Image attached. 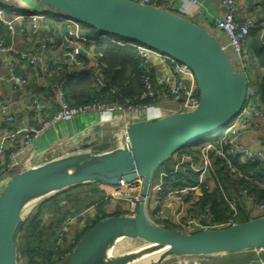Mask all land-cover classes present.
Here are the masks:
<instances>
[{
  "label": "water",
  "instance_id": "95a60500",
  "mask_svg": "<svg viewBox=\"0 0 264 264\" xmlns=\"http://www.w3.org/2000/svg\"><path fill=\"white\" fill-rule=\"evenodd\" d=\"M45 12L166 55L188 67L198 86L199 103L153 123H133L123 147L51 160L10 177L0 191V264H17L14 235L32 208L83 185H117L143 177L142 202L134 217H109L89 229L67 264H133L135 257L108 256L121 240L161 248L140 264L169 258H197L264 250V217L222 230L186 235L157 225L149 216V194L158 170L172 156L223 128L244 106L248 81L223 50L219 36L167 10L134 0H31ZM44 200V201H46ZM43 202V203H42ZM166 215L168 213L166 212Z\"/></svg>",
  "mask_w": 264,
  "mask_h": 264
},
{
  "label": "built area",
  "instance_id": "2783aa9c",
  "mask_svg": "<svg viewBox=\"0 0 264 264\" xmlns=\"http://www.w3.org/2000/svg\"><path fill=\"white\" fill-rule=\"evenodd\" d=\"M152 0H136L142 5H150ZM195 4L196 0H187ZM240 0H218L223 11L221 19L213 22V29L218 35L223 38L222 48L228 54L234 68L243 73V58L245 57V41L249 32L259 28L261 30L260 43L264 45V24L257 23L252 18H247L238 21L235 18V12ZM46 16L41 13L20 14L17 7L11 6L0 0V27L4 28L8 37L15 34V24L21 21H29L33 25V29L37 28L36 23L42 21ZM68 22L75 26L81 25L73 20ZM103 41H109L120 47L131 46L136 48L139 59L141 61L140 69L144 72L141 81L145 89L146 97L153 99L155 89L152 84L151 75L152 63H159L165 67V73L158 85L162 87L165 99L159 101L152 106H126L109 105L92 100L87 104L71 107L65 98L61 88L57 89L54 96L49 97L48 103L36 98L29 92V100L31 101L32 116L34 126L30 127L27 124L21 125L18 128L12 129L15 117L11 106L0 100V120L2 128L0 130V186H3L11 177L10 171L15 168H28L22 160V156L27 150L31 149L35 144V137L39 130L52 129L70 119L79 117H102L104 115H123L137 114L148 110L152 107L163 104H172L178 107L179 113H189L195 110L199 103L198 86L193 72L185 65L178 63L172 58L163 55L155 50L147 47L133 45L128 42L119 41L109 36H102L99 39L89 40L78 35L65 46L69 50L72 57L75 59L83 52V48L90 46L94 47ZM49 46H60L53 38H46V42L41 46V51H45ZM13 48L4 39H0V54L4 56L10 55ZM94 62L92 71L94 84L97 88H106L101 79L102 64L99 62L102 54L90 52L88 53ZM37 55L29 53H20L16 55V60H9L7 67L9 76L5 77L0 74V84L6 86L21 85L26 86L28 80L15 73L17 62L26 63L29 66L31 73H37L38 63ZM72 65V62L69 63ZM49 62L46 68H50ZM244 74V73H243ZM48 105L57 107L58 112L48 121L45 120V112L48 110ZM264 120V111L257 108V96L254 90L248 85L245 102L242 110L228 124H226L220 135L213 142L203 143L198 148L197 157L186 151H178L171 158L172 169L169 172H163L155 178L149 194V209L148 213L151 219L157 224L165 222L172 226V230L179 233L192 235L204 230H222L230 226L238 224L239 217L238 206L234 200L227 198L222 187L218 182L212 180L213 167L211 155L225 160L227 167L233 175L237 174L232 168L230 157H235L243 162L254 164L261 162L264 164V152L260 150H251L242 145L241 139L245 133L246 127L253 121ZM36 124V127H35ZM170 165V166H171ZM163 168V167H162ZM192 173L196 176L197 182L194 186L187 187L185 191L199 190L204 193H211L213 190H219L223 195V199L228 209V214L225 220L217 222L214 215L210 212L209 207L200 208L197 204L190 207L180 195L179 189H174V184L168 183L167 178L179 173ZM100 190L104 192L105 208L104 214L115 213L113 207L121 202L126 203V208L123 210L124 216L134 217L137 213L139 204L142 202V186L143 177L138 175L135 180L126 182L120 181L115 186L99 184ZM244 194V193H243ZM178 198L181 200L180 206L174 214L167 218L165 204L170 200ZM200 198V197H199ZM197 198V203L199 201ZM94 207H91L93 209ZM248 215L250 220L264 217V203H253L248 206ZM158 225V224H157ZM77 242L72 241L75 246Z\"/></svg>",
  "mask_w": 264,
  "mask_h": 264
},
{
  "label": "crops",
  "instance_id": "0c3cea01",
  "mask_svg": "<svg viewBox=\"0 0 264 264\" xmlns=\"http://www.w3.org/2000/svg\"><path fill=\"white\" fill-rule=\"evenodd\" d=\"M2 2L17 7L20 14L33 12L46 16L45 19L36 23L35 30L29 21L17 22L15 34L9 39V45L13 48L12 53L8 56L0 54V74L5 77L9 76L7 62L12 59L16 60L17 54L29 53L38 57L39 70L35 74L30 72L26 63L17 62L19 74L28 80L26 86L15 85L14 87L11 85L8 87L0 84V100L11 106L15 117L11 128H18L24 124L33 127L34 120L29 92L41 101L48 103L49 97L54 96L57 89L63 88L67 84L68 78L73 74L92 71L94 62L88 53L97 51L100 44L83 48L80 56L74 59L65 46L76 35L88 39L89 31L85 26H75L58 14L45 12L31 0H2ZM150 6L167 10L199 26H206L223 42L221 35H218L212 26L213 22L221 19L223 15L218 0H196L195 4L187 0H152ZM235 18L238 21L252 18L255 22L264 24V0H240ZM0 32L4 34V28L0 27ZM47 37L56 40L60 46H49L45 51H41L40 48L46 42ZM48 62L51 65L50 68L45 67ZM71 62L72 65H69ZM151 66L153 79L157 82L160 81L165 73V67L159 63H152ZM160 99H165V96L160 94ZM53 109L51 105H48L46 113L48 119L52 116ZM176 113H179L178 107L172 104H163L137 114L129 113L116 117L106 114L100 118L90 116L70 119L52 129L39 130L34 146L23 154L22 160L28 168H32L73 154L109 152L125 145V131L130 124L153 123ZM2 127L0 120V130ZM241 142L245 148L264 152V120L251 122L246 127ZM198 148L199 146L196 145L190 151ZM2 187L0 186V189ZM97 187L101 189L100 186ZM187 187L189 186L186 182L178 183L174 189H179L178 197L183 199L190 209L197 204V198H201L203 193L199 190L185 191ZM261 187L263 186L261 185ZM225 195L229 198L227 194ZM180 202L181 200L175 198L165 204L167 218L174 214L180 206ZM124 208H126V203L121 202L116 204L112 211L123 212ZM94 212L97 216L100 215L96 209ZM89 217V219L94 218L93 212H90ZM83 227L81 226L80 229L82 230ZM161 264H264V250L197 258H169Z\"/></svg>",
  "mask_w": 264,
  "mask_h": 264
},
{
  "label": "trees",
  "instance_id": "16d2710c",
  "mask_svg": "<svg viewBox=\"0 0 264 264\" xmlns=\"http://www.w3.org/2000/svg\"><path fill=\"white\" fill-rule=\"evenodd\" d=\"M258 23V22H257ZM88 32V39H99L103 35L95 30L86 27ZM110 38L117 39L119 41L128 42L126 40L109 36ZM261 30L259 28L253 29L249 32L246 39L248 46L247 53H245L246 60L251 61L254 65V85L253 90L257 96V108L264 111V45L260 43ZM0 39H4L9 42L8 34L0 32ZM131 43V42H128ZM137 45L135 43H131ZM95 53L102 54L99 62L102 64L101 79L104 82L106 88H97L94 84L93 77L90 72L76 73L68 78L67 84L61 88L65 95L67 103L71 107H77L89 103L92 100L109 104L126 106V102L129 101L128 106H152L157 104L160 99V94H163L162 87L158 85L157 81L153 78L152 84L155 89V96L153 99L146 97L145 89L142 84V77L144 72L140 69L141 61L139 59L136 48L127 46L120 47L109 41H103L98 46ZM15 73L21 76L17 69ZM25 78L24 76H21ZM37 98V97H36ZM52 116L47 118V111L45 112V120H50L57 112L58 108L53 107ZM197 141L189 146H186L181 151H186L191 155L197 157L198 149L190 151L194 146H201L204 141ZM232 162L233 170L241 175H233L226 165L225 160L211 155L213 174L211 179L218 182L222 187L225 194L229 196L231 200H234L238 206L239 217L237 222L245 223L250 220L248 215V206L253 203H264V164L256 162L254 164L246 163L235 157L229 158ZM171 161L163 165V169L168 171L170 169ZM28 168H15L10 171L11 177L17 175ZM169 172V171H168ZM190 173L180 174L183 181L188 186H194L197 182L196 176H191ZM187 175V176H186ZM261 185L263 187H261ZM177 186V184L175 185ZM67 192V191H66ZM65 192V193H66ZM93 199L88 203V208L96 207L99 211V216H94L93 219L80 217V225L82 226L83 219H86L84 227L79 230L74 242H78L79 239L92 227H94L100 221L109 217L124 216L122 212H115L109 215L104 214L105 208V196L104 192L98 188L93 189L90 192ZM244 193V194H243ZM66 198H74V209L80 208L86 199L84 196L80 197L71 196L68 194ZM89 195V194H88ZM61 196V195H60ZM55 196L50 198L47 202H44L40 206H36L28 211L24 217L19 221L14 235V245L16 249V256L21 255L28 261V264H61L71 253L74 246L72 243L67 244L65 236L67 232L62 230L64 220L62 218L69 215L68 211L63 212L61 205L62 201L66 198H60ZM67 200V199H66ZM89 200V199H88ZM73 201V199H72ZM68 202V200H67ZM200 208L209 207L210 212L214 215L217 222H221L226 219L228 209L226 208L223 195L219 190H213L211 193H204L197 203ZM47 214V215H46ZM63 217H59V215ZM80 215V213H79ZM49 225L46 226L45 219ZM44 219V220H43ZM89 224V225H87ZM159 226L167 229H173L170 224L157 222ZM52 226L55 228L53 232V240L50 238L47 241H43L42 233ZM170 226V227H169Z\"/></svg>",
  "mask_w": 264,
  "mask_h": 264
},
{
  "label": "rangeland",
  "instance_id": "374dc122",
  "mask_svg": "<svg viewBox=\"0 0 264 264\" xmlns=\"http://www.w3.org/2000/svg\"><path fill=\"white\" fill-rule=\"evenodd\" d=\"M247 48H248V46H247L246 41H245V46H244L245 53H247ZM242 62H243V73H244V76L246 77V79L248 81V85L251 88H253L252 84L254 85V72H255L254 65L251 63V61L246 60V57L243 58ZM221 131H222V128L219 129L218 131L214 132L210 136L206 137L205 139H203L204 143L215 141ZM171 169H172V165L170 166V169L168 171H170ZM162 171L163 170H162V167H161L158 170V172L156 174V177L159 176V174L162 173ZM168 171L164 170L163 172H168ZM180 174H182V173L170 176L169 178H167V182L168 183H172L174 185H176L178 183H185V181L181 180L182 177H181ZM190 174H191V176H194V174H192V173H190ZM97 186L94 185V184L83 185V186L74 188L72 190H69L66 193L64 192V193H60L58 195V196L61 195L60 198H63V199L66 198L67 196H69L68 195L69 193L71 194V196H75L76 195V196L80 197V195H81V197H82V195H83L84 198H88L89 197L88 198L89 200L86 199V201L83 204H81L80 208H78L77 210L74 209V207H73L74 203H76V200H74V198H71V197L69 199L66 198L68 200V202L65 199L61 203V205L65 206V208L62 207L63 212H65V211L69 212L68 216L65 215L63 217L62 214L59 215V217H61V218L63 217L62 220L66 218L64 220V223H63V226H62V230L64 229V232H67V235L65 236V238L67 240V244L72 243V241L75 239L76 235L79 233V230H81L79 228V225H80L79 218L81 216L89 219L90 218L89 217L90 212H93V216H96V212H94L95 208L90 210V208H88V206H89L88 203L93 201L94 198L90 197V196H92V195H90L91 194L90 192L93 189L99 188ZM0 191H1V189H0ZM73 194H75V195H73ZM45 198H46V196L42 197L41 199H39V201L42 200V199L46 200ZM72 199H73V201H72ZM44 200H43V202H47L49 199L46 200V201H44ZM79 213H80V215H79ZM44 219H45V217H44ZM45 220L46 221H44V223L46 222V226L49 225L50 222L48 223L47 218ZM85 222H86V219H83L82 226H84ZM87 225H89V224H87ZM170 228H172V227H170ZM54 230H55V228H53L52 226H49L48 229L43 230V233H42L43 238H42V240L44 242L47 241V246L49 245L48 244V240L50 238L51 239L53 238ZM160 250H161V248L147 245V244H145V243H143L141 241H138V240H127V239H124V240H121L118 243H116V245L111 250H109L108 256L112 257V258H120V257L133 256V255H137L138 254V256L135 257L136 259L133 262V264H140V262L145 261V260L155 256V254H159ZM70 255H71V253L68 255V257L61 264H67V261L69 260ZM17 264H28V261L26 259H24L21 255H18Z\"/></svg>",
  "mask_w": 264,
  "mask_h": 264
},
{
  "label": "bare ground",
  "instance_id": "6f19581e",
  "mask_svg": "<svg viewBox=\"0 0 264 264\" xmlns=\"http://www.w3.org/2000/svg\"><path fill=\"white\" fill-rule=\"evenodd\" d=\"M164 108H165V107H164ZM156 255H157V254H155V256H153L152 258L156 257ZM149 259H151V258H149ZM140 263H141V262H140Z\"/></svg>",
  "mask_w": 264,
  "mask_h": 264
}]
</instances>
